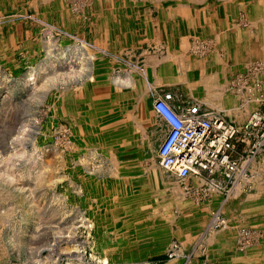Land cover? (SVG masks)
I'll use <instances>...</instances> for the list:
<instances>
[{"label":"rangeland","instance_id":"1","mask_svg":"<svg viewBox=\"0 0 264 264\" xmlns=\"http://www.w3.org/2000/svg\"><path fill=\"white\" fill-rule=\"evenodd\" d=\"M160 2L0 0V222L5 220L0 223V264H168L170 261L186 264L190 258V264H216L210 251L212 254L223 246L228 258L248 257L250 243L253 245L250 254L264 258V231L260 228L264 220L261 219L241 223L238 229L234 223L231 227L235 228L236 239L232 242H227L224 237L222 244L208 243V238L200 239L203 231L199 226L187 227L189 231L192 228L195 231L190 240L176 238L178 228L188 222L180 216L179 207L196 210L200 205L210 204L213 213L228 199L227 194L234 187L224 183V189L220 185L209 188L202 179L179 177L181 180L178 179L177 185L181 190L174 192L169 190L171 183H159L151 175V166L161 167L157 152L167 133L161 135V123L154 104L160 97L152 103L150 96L163 88H156L152 78L147 74L145 77L143 68L146 64L139 53L152 48L166 50L168 39L162 34L167 32L161 30L160 11L167 6ZM10 4V9L1 8ZM105 18L110 21L106 29L102 26ZM114 24L116 29H113ZM195 41L196 44L201 42ZM92 57L96 58V64L90 70ZM261 70L257 66L244 71L240 77L235 76L229 86L233 100L237 98L241 102H231L229 107H241L246 113L244 119H239L241 123L233 122L240 128L251 121L253 115L264 113ZM89 71L96 74L92 81L84 77ZM83 74L85 79L80 78ZM115 75L122 77V83L129 75L141 84L117 86ZM84 80L86 83L82 85ZM142 89L146 93L139 107L135 109L132 105L130 108L150 144L134 148L133 153H123L116 144L121 132L112 131L127 121V114L121 112L128 111L121 107L119 96L125 93L123 99L127 103L134 92L139 95ZM166 95H171L172 101L178 96L167 91L161 98ZM207 107L224 117L225 113L229 115L227 111ZM112 110L116 113L110 114ZM237 113L240 115L241 111L238 109ZM115 115V122L106 118ZM247 155V148L241 144L236 155L241 170L253 159H257L256 162L263 160L264 165V154L259 153L254 158ZM118 162L127 166L131 162L133 168H138L116 175L113 166ZM250 169L244 170L248 179L242 187L248 194H253L255 183L264 186V178L259 182ZM3 174L8 177L4 178ZM142 174L150 181L151 186L147 188L156 189L158 197L139 191L144 188L141 185H147L134 182L135 177L140 178ZM118 177H123L127 185L134 187L133 198L132 195L120 197L116 199L118 201L113 197L102 198L103 192L94 189L96 185L99 188L109 186L111 181L117 182ZM257 177L259 179L260 175ZM181 192L186 194L183 198ZM166 195L173 203L179 202V207L176 204L157 207L155 204L161 203ZM261 201L264 203V199ZM121 202L130 205L131 210L124 211L119 206L123 205ZM108 208L114 211L108 213ZM156 216L164 219V223L148 221ZM229 231L223 233L233 236ZM199 247H207L202 255L199 254L203 261L194 259ZM174 249L180 250L179 253ZM178 254L181 256L175 257ZM226 263L237 264L233 260Z\"/></svg>","mask_w":264,"mask_h":264},{"label":"crops","instance_id":"2","mask_svg":"<svg viewBox=\"0 0 264 264\" xmlns=\"http://www.w3.org/2000/svg\"><path fill=\"white\" fill-rule=\"evenodd\" d=\"M156 1H161L164 6H167L160 11L161 30L167 32L164 34L166 36L162 34V37H167L169 41L167 40L166 50L156 51L151 47L150 51L139 53L149 69L147 76L152 78V84L158 89L163 88L162 91L150 96L152 103L155 99L161 98L164 92L170 91L178 95L177 99L170 101V104L179 111L197 102L202 105L203 109L211 110L212 108L207 107L211 106L227 111L232 109L229 107L231 102L241 103L237 98H234L235 101L233 100L234 95L229 89L235 76L240 77L244 71L260 66L261 75L264 79V0ZM196 39L201 42L196 44ZM204 44H208V46L205 47ZM197 45H200L198 46L200 49L196 48ZM232 53L234 54L232 55ZM167 56L168 58H166ZM178 57L179 59H177ZM213 84H216V87ZM219 87H223L221 94L215 93ZM213 89L214 91H212ZM238 109L236 108L235 113L227 111L229 115L225 113L226 119L232 123L235 121L241 123L246 113L240 107L241 113L237 115ZM157 118L161 123L160 131L163 136V133H168L169 125L159 114ZM255 188L253 195L247 192L243 193L251 199L253 196L254 202L250 201L248 204L253 207L252 211H258L259 219L264 220V216L260 218V215L264 213V203L261 201L264 199V186L263 184L256 186L255 183ZM206 206L212 211L210 204ZM252 221L255 222V220ZM237 223L236 229L240 228V223L246 224L248 222L239 219ZM199 228L204 232L205 228ZM235 228L229 231L233 236L229 235V237L222 233L223 231H218L215 235L214 233H207L206 238L210 239L214 235L212 243L222 244L221 238L224 237L227 238V242H232L236 239ZM260 228L264 231V224H261ZM194 233L193 228L191 231L185 227L178 228L176 238L182 237L190 240ZM204 248H198L196 251L198 256L194 258L195 261H203L200 256L202 252L204 253ZM209 254L215 261L244 259L242 256L240 258H227L229 255L223 246L217 248L212 254L210 251ZM226 255L228 256L224 257ZM171 263L178 264L173 261Z\"/></svg>","mask_w":264,"mask_h":264},{"label":"bare ground","instance_id":"3","mask_svg":"<svg viewBox=\"0 0 264 264\" xmlns=\"http://www.w3.org/2000/svg\"><path fill=\"white\" fill-rule=\"evenodd\" d=\"M101 1V0H100ZM107 1V0H106ZM35 2V1H34ZM40 2V1H39ZM44 2H46V1H44ZM38 3V2H37ZM5 3H3L2 5H4ZM80 4V3H79ZM84 4V3H83ZM87 4V3H86ZM85 4V5H86ZM99 4V3H98ZM42 5V4H41ZM57 5V4H56ZM75 5V4H74ZM37 6V5H36ZM53 6V5H52ZM82 5H80V7H81ZM79 7V8H80ZM1 8L3 9V10H6V9H10V8H12V4H10V6H1ZM62 8V7H61ZM83 9V8H82ZM54 10V9H53ZM95 10H96V8H95ZM126 10V9H125ZM9 11V10H8ZM63 12H64V10H63ZM79 12V11H78ZM104 14V13H103ZM115 14V13H114ZM148 14V13H147ZM47 15V14H46ZM66 15V14H65ZM99 15V14H98ZM97 16V15H96ZM106 16V15H105ZM110 18V17H109ZM104 19V18H103ZM99 20V19H98ZM105 20L106 21H104V25H102L103 26V28L104 29H106L107 27H108V24H110V21H108L107 20V18H105ZM145 21V20H144ZM98 25V24H97ZM101 26V27H102ZM131 26V25H130ZM129 26V27H130ZM96 27V26H95ZM121 27V26H120ZM49 28H51V27H49ZM55 28V27H54ZM117 28V26L114 24L113 25V29H116ZM134 28V27H133ZM146 30V29H145ZM48 31V30H47ZM53 31V30H52ZM147 34V33H146ZM67 37V36H66ZM50 41V40H49ZM54 41V40H53ZM184 41V40H183ZM185 42V41H184ZM54 43V42H53ZM42 45V44H41ZM263 45V44H262ZM234 46V45H233ZM51 48H52V46H50ZM92 47V46H91ZM189 47V46H188ZM47 48H49V47H47ZM55 48V47H54ZM183 49V48H182ZM47 50H49V49H47ZM188 50V49H187ZM241 50V49H240ZM252 50V49H251ZM53 51H55V50H53ZM68 51V50H67ZM194 51V50H193ZM249 51V50H248ZM55 53V52H54ZM64 53V52H63ZM72 53V52H71ZM230 53V52H229ZM58 54V53H57ZM74 54V53H73ZM72 54V55H73ZM171 54V53H170ZM201 54V53H200ZM234 53H232V55H233ZM256 54V53H255ZM54 56V55H53ZM64 56V55H63ZM175 56V55H174ZM197 56V55H196ZM241 56V55H240ZM98 57V56H97ZM235 57V56H234ZM57 58V57H56ZM55 58V59H56ZM166 58H168V56L166 57ZM249 58V57H248ZM254 58H256V57H254ZM54 59V64H55V62H57L56 60ZM89 59V58H88ZM152 59V58H151ZM154 59V58H153ZM171 59V58H170ZM169 59V60H170ZM174 59V58H173ZM177 59H179V57L177 58ZM69 60V59H68ZM81 60V59H80ZM94 60H96V58H94V57H92L91 58V66H89L90 67V70H91V68L93 69L94 68V65L96 64H94ZM163 60V59H162ZM166 60V59H165ZM254 60V59H253ZM83 61H84V58H83ZM157 61V60H156ZM158 61H160V60H158ZM192 61V60H191ZM250 61V60H249ZM86 62V61H85ZM153 62H154V60H153ZM243 62H244V60H243ZM52 63V62H51ZM52 63V64H53ZM98 63V62H97ZM157 63V62H156ZM159 63V62H158ZM153 64V63H152ZM151 64V65H152ZM154 64H155V62H154ZM153 64V65H154ZM93 65V66H92ZM157 65V64H156ZM251 65V64H250ZM44 66V65H43ZM42 66V67H43ZM46 66V65H45ZM47 66H49L48 64H47ZM51 67H52V65H50ZM41 67V66H40ZM50 67V68H51ZM182 67H183V65H182ZM47 68H49V67H47ZM87 68V67H86ZM185 68V67H184ZM153 69V68H152ZM41 71H42V68L40 69ZM43 70H44V68H43ZM46 70V69H45ZM44 70V71H45ZM149 69H148V67H147V65L143 68V72H144V75H145V77H147L146 76V74H147V71H148ZM192 70V69H191ZM48 71V70H47ZM46 71V72H47ZM84 71V70H83ZM211 71H212V69H211ZM80 72H82V71H79V73ZM154 72V71H153ZM184 73V72H183ZM210 73V72H209ZM55 75H57V74H55ZM54 75V76H55ZM79 75V74H78ZM95 75L96 74H94V72H92V71H89L88 73H87V75H85L84 76V74L83 75H81L80 76V78L81 79H87V80H89V81H92V80H94L96 77H95ZM203 75V74H202ZM225 76H226V74H224ZM73 76V75H72ZM76 76V75H75ZM74 76V77H75ZM85 78H84V77ZM204 76H206L205 74H204ZM224 76V77H225ZM41 77V76H40ZM57 77V76H56ZM114 77V80H115V82H116V85L117 86H120V87H125V86H129V85H131V84H133V83H137V84H141V83H139V82H137L138 81V79H137V81L135 80V78L133 77V78H131V77H129V75H128V78H126V81L125 82H123L122 83V81H121V79H122V77L119 75H115V76H113ZM50 78H52V76L50 77ZM211 78V77H210ZM55 78L53 77V80H54ZM206 79V78H205ZM39 80V79H38ZM260 81V80H259ZM82 83V85H84L86 82H85V80L84 81H82L81 82ZM146 83V82H145ZM227 83V82H226ZM201 84V83H200ZM208 85V84H207ZM214 85V84H213ZM216 85V84H215ZM214 85V86H215ZM219 85V84H218ZM32 86H33V84H32ZM209 86V85H208ZM213 86V87H214ZM224 86V85H223ZM189 87V86H188ZM216 87V86H215ZM218 87V86H217ZM242 87V86H241ZM246 87V86H245ZM221 88H223V87H219L218 89V91L217 92H215V93H217V94H221ZM224 88H225V86H224ZM212 89V88H211ZM208 90V89H207ZM225 90H227V89H225ZM212 91H214V89L212 90ZM140 92H142V93H140L139 95L137 94V91L136 92H134V95L135 94H137L138 96H134L133 95V98H132V100H129L127 103H125L124 102V99H123V95L125 94H121V96H119V98L122 100V104H121V107L123 108V110L126 108L127 110L126 111H128V113H126V112H121V114H127V121H123L124 122V124H122V125H120V126H116V127H114V129L115 130H112L114 133L116 132H121L120 134H118V135H120L119 136V138H117V140H116V144H117V147H119L118 149L119 150H122L123 151V153H130V152H132V150H134V148H143L145 145H149L150 144V141L148 140V138L146 137V136H144L143 134H142V127H141V125L139 124V122L137 121V119H135L134 118V115H133V112L131 111V106L133 105L134 106V108L135 109H137L138 107H139V103H140V101L142 100V98H143V95L146 93L145 92V90L144 89H142V91H140ZM210 92V91H209ZM207 93H208V91H207ZM97 94H99V93H97ZM217 94H216V96H217ZM239 94V93H238ZM224 95V94H223ZM202 96V95H201ZM215 96V95H214ZM215 96V97H216ZM116 97V96H115ZM242 97V96H241ZM131 98V97H130ZM202 99V98H201ZM117 102V101H116ZM201 102V101H200ZM105 104H106V102H104ZM155 103V102H154ZM208 103V102H207ZM200 104V103H199ZM209 104H212V103H209ZM223 104V103H222ZM216 105V104H215ZM244 105V104H243ZM216 107V106H215ZM246 107H247V105H246ZM245 107V108H246ZM222 108V107H221ZM216 109V108H215ZM225 109V108H224ZM240 109V108H239ZM227 110V109H226ZM225 111V110H224ZM227 111H229L230 113H235V111H236V109H228ZM247 111V110H246ZM110 114H115L116 112H114L113 110L112 111H110L109 112ZM124 116H126V115H124ZM105 117V116H104ZM115 117H116V115L115 116H111V117H107L106 116V118L107 119H110V118H112V121H114L115 120ZM94 120V119H93ZM116 120H117V117H116ZM122 120V119H121ZM146 121V120H145ZM115 122V121H114ZM144 122V121H143ZM91 123V122H90ZM112 123V122H111ZM109 124V123H108ZM22 130V129H21ZM25 131V130H24ZM23 131V132H24ZM123 131V132H122ZM19 132H20V130H19ZM18 132V133H19ZM22 132V134L24 135V133ZM109 134V133H108ZM20 136H23V135H21V133L19 134ZM89 135V134H88ZM107 135V134H106ZM105 135V136H106ZM117 135V134H116ZM115 135V136H116ZM20 136H19V138H20ZM25 138V137H24ZM23 138V139H24ZM91 138V137H90ZM105 138V137H104ZM93 141V140H92ZM108 143V142H107ZM112 143V142H111ZM106 148V147H105ZM128 150V151H127ZM246 151V150H245ZM115 152V151H114ZM117 152V151H116ZM133 153V152H132ZM115 155V154H114ZM117 155V154H116ZM122 155V154H121ZM130 155V154H129ZM1 157V156H0ZM123 157V156H122ZM245 157V156H244ZM89 158V157H88ZM114 158H115V156H114ZM117 158V157H116ZM241 158V157H240ZM114 160H116V159H114ZM245 160H246V158H245ZM256 160L257 159H253L251 162H248V164H246V162L248 161H246V162H244L245 164H246V166H245V169H246V171H248L249 169H250V167L252 166V168L253 169H250L251 170V172H253L254 173V175H256L255 176V179L256 180H260V178H262V180H263V178H264V165H263V160H261L260 162H256ZM121 161V160H120ZM130 164L127 166V164L126 163H119L118 162V165H115V166H113V170H115L116 171V175H120V174H122V173H124V172H130V171H132V170H134V169H137L138 167L136 166V168H133V163H131V162H129ZM115 164V163H114ZM143 164V163H142ZM87 165V164H86ZM242 165V164H241ZM87 167V166H86ZM135 167V166H134ZM144 167V166H143ZM86 169V168H85ZM147 169V168H146ZM145 169V170H146ZM35 170V169H34ZM36 171V170H35ZM112 171V170H111ZM150 171V170H149ZM30 172V171H29ZM91 172V171H90ZM250 172V171H249ZM261 172H263V175H262V173ZM36 173H37V171H36ZM112 173H114V172H112ZM31 174V173H30ZM33 174V173H32ZM115 174V173H114ZM114 174H112L113 176H114ZM145 174V173H144ZM144 174H142L143 176H144V178H143V176L142 177H140V178H138L137 176L135 177V180H134V182H135V184L137 185V184H142V183H145V184H147L146 186L145 185H141L140 187H144V188H140L139 189V191H144V192H146V193H149L150 195H152V196H155V197H158V195H157V193L158 192H156L157 190L155 189H153L152 187H150V189L149 188H147L148 186H151L150 185V181H148L149 179L144 175ZM245 174H246V172H245ZM252 174V173H251ZM39 175V174H38ZM151 175H153V177H156L157 178V180L159 181V183H171L172 184V186H171V189H169V190H171V191H174V192H178V191H180L181 189H180V187L177 185V181H178V179L179 180H181L178 176H174V174H170L167 170H165L162 166L160 167V166H158V165H153V166H151ZM253 175V176H254ZM260 175V177H259V179H257L258 177L257 176H259ZM2 176V175H1ZM3 176H4V174H3ZM33 177L35 176L36 177V175H32ZM252 176V175H251ZM7 178L8 176H4V178ZM30 177V176H29ZM32 177V178H33ZM34 177V178H35ZM39 177V176H38ZM38 177H36L37 179H38ZM79 177V176H78ZM116 177V176H115ZM125 177V176H124ZM146 177V178H145ZM167 177H169V178H167ZM89 178V177H88ZM152 177L150 176V179H151ZM202 179V178H201ZM246 179H248V177L246 176V178H245V175L243 176V175H241L240 174V178L237 180V182H236V184H235V186H233L234 188H233V190H230V192L227 194V197H228V199H225L224 201H223V203H221V205L219 206V208L216 210V211H214L213 213H212V211L209 209V207L208 206H206V205H200V206H198V208L196 209V210H194V208H185L184 206H182V208L181 207H179V205H177L179 202H176V203H173L172 201H171V199H169L168 197H167V195H166V197H164V200L162 199V201H161V203H156L155 205L157 206V207H159V208H164V207H168V206H173V205H177L179 208H178V211L181 213L180 214V216L183 218V219H187V221L188 222H184L183 224H181V225H183L182 227H184V225H187V226H185V228H187L188 226H190V227H194V226H199V227H202V228H205V230H204V232L201 234V238L200 239H204L205 238V240L208 238H206V235H207V233H214V235H215V233H218V231H225V230H227V229H232V228H234V227H231L232 225H234V223H235V225H236V223H237V221L239 220V219H242V220H244V221H246V222H248L249 223V221L251 220H258L259 219V213H258V211H252V206L251 205H249L248 204V202H250V201H252V202H254V199H253V196H252V199L251 198H248L247 196H245L244 195V193L243 192H245L244 191V188L242 187L243 186V184L245 183L246 184ZM195 180V179H194ZM253 180H254V178H253ZM262 180H260L259 182H262ZM6 181V180H5ZM10 181V180H9ZM8 181V182H9ZM13 181V180H12ZM96 181V180H95ZM119 181V182H118ZM249 181V180H248ZM97 182V181H96ZM102 182V181H101ZM201 182H202V180H201ZM11 183V182H10ZM130 183V182H129ZM179 183V182H178ZM204 183V182H203ZM104 184V183H103ZM186 184V183H185ZM101 185V184H100ZM131 185H132V183H131ZM155 185V184H154ZM251 185V184H250ZM93 186V185H92ZM91 186V187H92ZM104 187H97V185L96 186H94V189L97 191V189H98V191L100 192V191H102L103 193H102V198H105V197H113L112 199H118V198H120V197H129V196H131V198H133V196H134V191H135V189H134V187L132 186V187H130V185H127V180L126 179H124L123 177H118V180H117V182H113V181H111L110 183H109V186L107 185V186H105V185H103ZM226 186V185H225ZM16 187H18L17 185H16ZM88 187V186H87ZM197 187V186H196ZM199 187V186H198ZM205 187V186H204ZM239 187V188H238ZM9 188V187H8ZM15 188V187H14ZM185 188V187H184ZM225 188V187H224ZM228 188V187H227ZM17 189H19V188H17ZM251 189H253V188H251ZM14 190V189H13ZM21 190V189H20ZM92 190V189H91ZM107 191V192H109L110 194H107V193H105V192ZM137 191H138V189H137ZM198 191V190H197ZM218 191V190H217ZM219 191H221V190H219ZM93 192V191H92ZM136 193V192H135ZM138 193V192H137ZM136 193V194H137ZM143 193V192H142ZM173 193V192H172ZM181 193H183V194H181V195H183V196H181L182 198L186 195L184 192H181ZM187 193H189V192H187ZM194 193V192H193ZM98 194V193H97ZM251 194V193H250ZM94 195V194H93ZM196 195V194H195ZM207 195V194H206ZM253 195V194H252ZM254 195H255V193H254ZM180 196V195H179ZM141 197V196H140ZM251 197V196H250ZM194 198V197H193ZM216 198V197H215ZM142 199V198H141ZM176 199H177V197H176ZM198 199V198H197ZM221 200V199H220ZM116 201H118V200H116ZM115 201V202H116ZM129 201V200H128ZM132 201V200H131ZM130 201V202H131ZM134 201V200H133ZM96 202V201H95ZM157 202V201H156ZM198 202H199V200H198ZM215 202V201H214ZM256 202V201H255ZM122 203V202H121ZM125 203H126V201H125ZM123 204V205H119V206H122L121 208L124 210V211H130L131 210V206L130 205H127V204ZM188 203V202H187ZM131 204V203H130ZM135 205H137L136 203H134ZM190 204V203H189ZM108 205V204H107ZM113 205V204H112ZM115 207L116 206H118V205H114ZM141 206V205H140ZM188 207H192L191 205H187ZM109 207V206H108ZM120 208V209H121ZM133 208V207H132ZM151 208V207H150ZM102 209V208H101ZM148 209V208H147ZM181 209V210H180ZM33 210V209H32ZM146 210V209H145ZM108 213L109 212H112V211H114V209H112V208H108V210H106ZM141 211V210H140ZM148 211V210H147ZM143 212V211H142ZM96 213V212H95ZM116 213V212H115ZM121 213V212H120ZM137 213V212H136ZM145 213V212H144ZM150 213V212H149ZM212 213V216L210 217V214ZM93 214V213H92ZM112 214V213H111ZM117 214V213H116ZM138 214V213H137ZM1 215V214H0ZM149 215V214H148ZM31 216V215H30ZM114 216V215H113ZM264 216V213H262L261 215H260V218L261 217H263ZM138 217V216H137ZM143 217V216H142ZM1 218H3V217H1ZM139 218V217H138ZM150 220H148V221H152V222H156L157 221V223H160V224H162V222L164 223V219H162V218H160L159 216H156V217H154V218H149ZM135 220V219H134ZM2 221V223H4L5 222V220L3 221V220H1ZM34 221V220H33ZM137 221V220H136ZM103 222V221H102ZM1 223V222H0ZM1 223V224H2ZM134 223V222H133ZM242 223H244V222H242ZM253 223V222H252ZM8 224V223H7ZM21 224V223H20ZM125 224V223H124ZM191 224V225H190ZM241 224V223H240ZM254 224V223H253ZM4 225V224H3ZM2 225V226H3ZM155 225V224H154ZM7 226V225H6ZM11 226V225H10ZM28 226V225H27ZM160 226V225H159ZM261 226V225H260ZM259 227V226H258ZM8 228V227H7ZM10 228V227H9ZM36 228V227H35ZM144 228V227H143ZM220 228V230H218ZM4 230V229H3ZM8 230V229H7ZM9 231V230H8ZM240 231V230H239ZM9 233V232H8ZM223 233V232H222ZM232 233V232H231ZM258 233V232H257ZM255 234V233H254ZM3 235V234H2ZM214 235H212L211 237H210V239H208V243H212V239H213V236ZM248 235V234H247ZM6 236V235H5ZM14 236H15V234H14ZM222 236V235H221ZM4 237V236H3ZM2 237V238H3ZM11 237V236H10ZM215 237V236H214ZM230 237V236H229ZM257 237H259V235L257 236ZM8 238V237H7ZM13 238V237H12ZM11 238V239H12ZM16 238H17V236H16ZM189 238V237H188ZM255 238H256V235H255ZM221 239H223V238H221ZM239 239V238H238ZM244 239V238H243ZM18 239H16V241H17ZM224 240V239H223ZM222 240V241H223ZM259 240V239H258ZM258 240H255L256 241V243L257 242H259ZM5 241H6V239H5ZM225 241V240H224ZM8 242V241H7ZM133 243V242H132ZM200 243H202V241H200ZM7 244V243H6ZM9 244V243H8ZM20 244V243H19ZM259 244V243H258ZM263 244V243H262ZM261 244V245H262ZM132 245V244H131ZM201 245V244H200ZM260 245V244H259ZM247 246V245H246ZM252 243H250L249 244V255H248V257H244V259H242V260H234L233 262H235V263H237V264H264V258H258L256 255V257H253L252 256V253L250 254V252L252 251L251 249H252ZM11 247V246H10ZM20 247V246H19ZM8 249V248H7ZM9 250H11V249H9ZM12 250H14V247H13V249ZM175 251L174 252H176V253H179V251L180 250H176V249H174ZM239 250H241V249H239ZM243 251V250H242ZM7 253V252H6ZM244 253V252H243ZM247 253V252H246ZM8 254V253H7ZM6 254V255H7ZM175 254V253H174ZM5 255V254H4ZM220 255V254H219ZM17 256V255H16ZM19 256V255H18ZM34 256V255H33ZM81 256V255H80ZM181 255L180 254H178L177 256H175V257H180ZM245 256V255H244ZM23 257V256H22ZM26 257V256H25ZM225 257V256H224ZM229 257V256H228ZM227 257V258H228ZM1 258V257H0ZM17 258V257H16ZM189 258V257H188ZM256 258V259H255ZM80 259H81V257H80ZM220 259H222V258H220ZM226 259V258H225ZM54 260V259H53ZM190 261H191V258L190 259H188L187 260V263L186 264H190ZM47 262V261H46ZM216 262V264H229V263H226L227 261H222V260H217V261H215ZM6 263V262H5ZM24 263H26V262H24ZM170 264H173V263H171V262H169ZM41 264V263H40Z\"/></svg>","mask_w":264,"mask_h":264},{"label":"built area","instance_id":"4","mask_svg":"<svg viewBox=\"0 0 264 264\" xmlns=\"http://www.w3.org/2000/svg\"><path fill=\"white\" fill-rule=\"evenodd\" d=\"M171 100L166 95L155 101L157 113L169 125L157 152L160 165L168 172L181 179L202 178L209 188L224 183L233 187L246 172L236 158L240 145H245L250 158L264 154V113L253 115L240 128L218 111L196 103L179 111Z\"/></svg>","mask_w":264,"mask_h":264}]
</instances>
